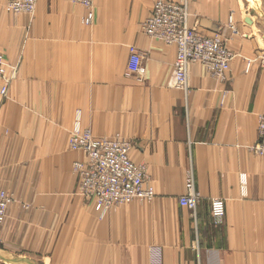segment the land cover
I'll use <instances>...</instances> for the list:
<instances>
[{
	"label": "crops",
	"instance_id": "1",
	"mask_svg": "<svg viewBox=\"0 0 264 264\" xmlns=\"http://www.w3.org/2000/svg\"><path fill=\"white\" fill-rule=\"evenodd\" d=\"M155 2L95 0L87 27L71 0H37L33 17L1 22L11 72L0 95V180L32 208L9 209L0 264H153L154 246L161 264H264V155L249 149L264 114V23L241 0H188L190 26L219 34L234 58L223 82L191 65L183 92L170 85L176 47L142 30ZM130 47L143 55V83L127 76ZM78 108L95 137L131 142L153 201L99 218L77 196L72 163L82 157L68 141ZM191 171L195 214L179 203ZM214 199L225 200L223 225Z\"/></svg>",
	"mask_w": 264,
	"mask_h": 264
},
{
	"label": "built area",
	"instance_id": "2",
	"mask_svg": "<svg viewBox=\"0 0 264 264\" xmlns=\"http://www.w3.org/2000/svg\"><path fill=\"white\" fill-rule=\"evenodd\" d=\"M87 9L84 22L93 21L92 11L95 0H73ZM37 0H8L6 9L13 14L35 12ZM188 0H156L150 16L142 24L144 34L150 38L160 40L167 45H174L177 49L171 76V87L187 92L189 89V70L193 64H200L217 81L223 82L230 70L234 55L228 50L220 35L206 36L197 27L189 24ZM233 28V26H231ZM143 55L135 48H130L127 65L129 75L138 82L145 81ZM247 64V70L250 69ZM9 77V67L3 54L0 53V79ZM7 85L0 87V95L6 98ZM227 92L221 96V105L227 100ZM73 151L84 152L87 163L77 164L82 172L81 177L90 191L88 199L99 212L135 200L151 202L155 198V189L149 182V174L145 165H137L130 158L131 145L120 138L96 139L89 128L82 123V116H75L74 128L70 138ZM250 151L257 155H264V114L258 118V140L251 146ZM242 184L245 178L242 177ZM201 200L196 188L193 172H189L185 194L179 203L193 214L196 213ZM11 203L7 193L0 192V224L4 220V211ZM211 216L215 225H223L226 218V203L223 199H214L210 206ZM159 264V263H158Z\"/></svg>",
	"mask_w": 264,
	"mask_h": 264
},
{
	"label": "rangeland",
	"instance_id": "3",
	"mask_svg": "<svg viewBox=\"0 0 264 264\" xmlns=\"http://www.w3.org/2000/svg\"><path fill=\"white\" fill-rule=\"evenodd\" d=\"M8 0H5V2H1L0 1V53L3 54V56L5 57V54H4V50H5V42H4V34H3V30L1 28V22L2 23H7V19H12L14 17H19L18 15H25L27 17H33L35 15V12H36V9H35V12L30 15V14H26V13H20V14H13V13H10L7 11L6 9V3H7ZM71 2L73 4H76V5H79L77 4L76 2H74L73 0H71ZM241 2L246 5V7L248 8L247 12L249 14V16H255L256 19H259L261 22L264 23V0H254V1H250V0H241ZM81 6V5H80ZM83 7V6H82ZM36 8H37V5H36ZM85 8V7H83ZM86 9V8H85ZM87 9H86V16H87ZM86 16L84 17V19L86 18ZM84 19H83V24L87 27H90L93 23V21L90 23V24H87L84 22ZM232 19H233V16L230 15L229 16V24L228 26L231 27V22H232ZM94 20V18H93ZM219 35V34H218ZM9 36V34H8ZM223 39V38H222ZM7 44V42H6ZM131 48V47H130ZM6 59V58H5ZM7 62V60H6ZM250 63V65L252 64V62H248ZM247 63V64H248ZM7 64H9L7 62ZM10 66V65H9ZM10 68H9V76H10ZM127 76L130 77V78H133L129 75L128 71H127ZM9 78V77H8ZM0 79V86H4V84L7 85V88H8V84H9V79ZM137 81V80H136ZM140 83V82H139ZM80 114L82 116V123L84 125L85 128H88L87 126H85L84 124V121H83V110L78 108L76 109L75 111V114H74V121H75V116L77 114ZM73 128H74V123H73V126H72V129H71V132H70V137H69V141H68V144H69V148L70 150L71 147H70V138H71V134L73 132ZM92 132V131H91ZM93 134V133H92ZM95 137V136H94ZM96 139H111V138H97L95 137ZM116 138V137H114ZM113 139V138H112ZM118 139V138H116ZM121 139V138H120ZM121 140H126L127 142L130 143L131 145V142L127 139H121ZM132 146V145H131ZM73 151V150H72ZM74 152V151H73ZM81 153V159H75L72 163V172L73 174L75 175L76 177V194L78 197L82 198L87 204H91L93 206V209L95 210V212L97 213L98 217L99 218H102L106 213H108L112 208L106 210L105 212H99L95 206L93 205V203L88 199V196H90V191L88 189V186L85 182V179H82L81 177V174L82 172L80 171V169L77 167V164L81 163L83 165H86L87 163V155L83 152H80ZM132 162L137 164V165H145L147 167V165L145 163H137L135 161H133L131 155H129ZM147 170H148V167H147ZM148 174H149V170H148ZM150 182V180H149ZM151 184V182H150ZM152 185V184H151ZM153 186V185H152ZM154 187V186H153ZM155 189V187H154ZM0 192L1 193H7V195L9 196V198L11 199V203L8 205V207L5 209L4 211V220L3 222L0 224V230L5 226L6 222H7V217H8V211L9 209L11 208V206H16L18 208H20L19 210L22 211V212H26V211H31L30 209L32 208V204L27 202V203H24V202H21L20 198L18 197V192L17 190L14 188V187H11V188H8V187H5L1 184V180H0ZM155 193H156V190H155ZM156 197V195H155ZM155 199V198H154ZM153 199V200H154ZM225 201V200H224ZM140 202H146L148 203V201H140ZM131 204V203H130ZM124 205H128V204H124ZM119 206H122V205H119ZM119 206H116V207H119ZM116 207H113V208H116ZM19 225V224H18ZM63 246H65V243L62 244ZM46 257V256H45ZM31 260H34V261H37V262H43L41 259L38 261L36 260L35 258L31 259ZM32 261V262H34ZM150 261L153 262V264H161L160 262H162V249L159 247V246H154L151 248V251H150ZM20 262V261H19ZM21 262H24V261H21ZM28 262H31V261H28Z\"/></svg>",
	"mask_w": 264,
	"mask_h": 264
},
{
	"label": "water",
	"instance_id": "4",
	"mask_svg": "<svg viewBox=\"0 0 264 264\" xmlns=\"http://www.w3.org/2000/svg\"><path fill=\"white\" fill-rule=\"evenodd\" d=\"M247 23L251 24V20L250 19H247Z\"/></svg>",
	"mask_w": 264,
	"mask_h": 264
},
{
	"label": "bare ground",
	"instance_id": "5",
	"mask_svg": "<svg viewBox=\"0 0 264 264\" xmlns=\"http://www.w3.org/2000/svg\"><path fill=\"white\" fill-rule=\"evenodd\" d=\"M250 1H254V0H250ZM9 67V66H8ZM74 152H77V151H74ZM80 153V152H79ZM136 201V200H135ZM138 201H140V200H138Z\"/></svg>",
	"mask_w": 264,
	"mask_h": 264
}]
</instances>
